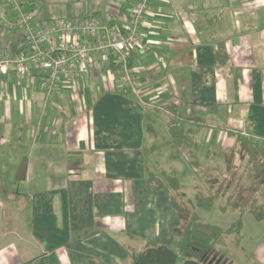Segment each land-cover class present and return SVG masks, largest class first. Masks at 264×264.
I'll list each match as a JSON object with an SVG mask.
<instances>
[{"label":"crops","instance_id":"0c3cea01","mask_svg":"<svg viewBox=\"0 0 264 264\" xmlns=\"http://www.w3.org/2000/svg\"><path fill=\"white\" fill-rule=\"evenodd\" d=\"M23 1L42 20L95 14L118 28L134 2ZM140 30L160 41L131 56L142 99L94 57L49 96L43 69L0 74V147H28L23 189L5 197L0 183V264H128L146 241L171 243L177 211L145 180L190 161L167 135L170 106L203 166L220 167L211 157L237 145L233 133L264 156V0H151Z\"/></svg>","mask_w":264,"mask_h":264},{"label":"built area","instance_id":"2783aa9c","mask_svg":"<svg viewBox=\"0 0 264 264\" xmlns=\"http://www.w3.org/2000/svg\"><path fill=\"white\" fill-rule=\"evenodd\" d=\"M150 1L134 0L118 28L95 14L42 20L23 0H0V74L43 69L41 88L49 96L66 82L82 79L94 57L98 67L115 70L119 84L142 99L129 60L133 52L160 42L140 30Z\"/></svg>","mask_w":264,"mask_h":264},{"label":"trees","instance_id":"16d2710c","mask_svg":"<svg viewBox=\"0 0 264 264\" xmlns=\"http://www.w3.org/2000/svg\"><path fill=\"white\" fill-rule=\"evenodd\" d=\"M129 64L131 65V59ZM168 111L169 139L175 146L187 150V155L193 157V160L189 161L191 165L199 168L201 166V171L195 174L201 175L200 177L210 184L211 192L208 194H194L197 206L208 210L219 196L222 199V203L218 204L219 210L236 211L239 216L226 228L203 222L197 213L187 212L182 202L172 194L173 191L177 194L180 189V182L174 170H150L145 178L147 185L165 192L177 211L179 224L171 230V243L146 241L132 252L128 264H176L180 257L183 259L181 264H209L210 259H215L218 250L227 246L229 236H232L235 242L239 241L242 228L240 215L249 212L255 219L264 220V156L254 136L233 133L237 145L225 151L224 168L209 175L207 171L213 168L201 165L195 158L199 144L192 128L185 126L174 106L168 107ZM239 171L244 173L248 185L236 191H229V185L223 184L221 177L225 178L228 174H236ZM202 174L205 176L202 177ZM220 184L223 187L221 192L216 188ZM224 258L227 259L225 256ZM228 263L229 261L226 264ZM88 264L99 263L90 260Z\"/></svg>","mask_w":264,"mask_h":264},{"label":"rangeland","instance_id":"374dc122","mask_svg":"<svg viewBox=\"0 0 264 264\" xmlns=\"http://www.w3.org/2000/svg\"><path fill=\"white\" fill-rule=\"evenodd\" d=\"M164 124L165 121H162L160 126H165ZM9 126L10 128H13V120L9 123ZM156 130L158 131V129ZM157 139H159V137H157ZM169 145L170 146H168V148L171 147V150L179 156V150L174 145ZM27 148V145L24 144L18 145L17 149H15L13 142L6 143L0 147V183L1 187L5 189V197L8 195H14L18 190L21 191L23 189V184L20 180L15 181L14 179L18 165L25 157ZM148 155V158H152L154 162H156V160L160 162L162 161L160 153L158 152ZM199 157H201L200 154L199 156L196 155L195 158L201 164ZM192 158L190 156L189 160H193ZM223 158L224 157H222V155H214L211 157L212 161L210 163L217 164L218 166L220 165V167H215L211 171H207L209 175H213L216 170L224 168L222 161L224 160ZM169 163L171 165H175V169H177L176 174L180 182V189L176 192L177 194H175L174 191L172 194L178 201L182 202L187 212L193 211L198 214L203 222L216 224L222 228L228 227L230 223L239 216L236 211L227 210L226 212H222L219 210L218 204L222 203V199L219 196L216 197L210 209L205 210L198 207L194 199V194H208V192H211V190H209V182H207L204 178H201V175L195 174L198 171H201V166L200 168L199 166L193 167L190 162L187 163L185 160L177 162L172 159ZM160 168H164L166 171L171 170V166H165L164 162ZM204 176L205 174H202V177ZM221 178L223 180V184L229 185V191H236L237 189L244 188L248 185L244 173L240 171L236 174H228L225 178ZM216 188L219 192L223 189L221 184L217 185ZM240 217L242 220V228L239 241L235 242L232 236H229L227 246L219 249L215 255V259H210L209 264H221L222 262L223 264H226L228 261V264H264V220L260 221L255 219L249 212H244L240 215ZM220 254L222 255V259L220 262L216 263L217 258L221 256ZM224 256L227 258L226 261ZM182 260L183 259L181 257L178 258L176 264H181Z\"/></svg>","mask_w":264,"mask_h":264},{"label":"water","instance_id":"95a60500","mask_svg":"<svg viewBox=\"0 0 264 264\" xmlns=\"http://www.w3.org/2000/svg\"><path fill=\"white\" fill-rule=\"evenodd\" d=\"M26 168H27V158L24 157L21 160L20 164L18 165L14 179L15 181L20 180L25 176ZM221 259H222V255L217 258L216 263L220 262ZM208 263H210V261ZM221 264H223V262Z\"/></svg>","mask_w":264,"mask_h":264}]
</instances>
